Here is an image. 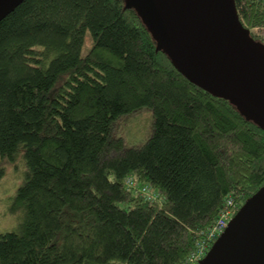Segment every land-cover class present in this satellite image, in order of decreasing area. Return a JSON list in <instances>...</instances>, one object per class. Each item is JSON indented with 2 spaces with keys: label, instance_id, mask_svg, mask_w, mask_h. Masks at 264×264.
Segmentation results:
<instances>
[{
  "label": "trees",
  "instance_id": "obj_1",
  "mask_svg": "<svg viewBox=\"0 0 264 264\" xmlns=\"http://www.w3.org/2000/svg\"><path fill=\"white\" fill-rule=\"evenodd\" d=\"M234 3L264 44V0ZM141 107L149 134L126 146L114 121ZM5 163L23 178L0 264H182L226 198L264 184V130L183 76L124 0H22L0 19Z\"/></svg>",
  "mask_w": 264,
  "mask_h": 264
},
{
  "label": "water",
  "instance_id": "obj_2",
  "mask_svg": "<svg viewBox=\"0 0 264 264\" xmlns=\"http://www.w3.org/2000/svg\"><path fill=\"white\" fill-rule=\"evenodd\" d=\"M22 0H0V19ZM175 68L228 99L264 130V44L238 18L234 0H124ZM199 264H264V184L247 197Z\"/></svg>",
  "mask_w": 264,
  "mask_h": 264
},
{
  "label": "rangeland",
  "instance_id": "obj_3",
  "mask_svg": "<svg viewBox=\"0 0 264 264\" xmlns=\"http://www.w3.org/2000/svg\"><path fill=\"white\" fill-rule=\"evenodd\" d=\"M253 32L264 37V28L253 29ZM90 45V36L89 33H86L82 52H86ZM151 116L149 107H141L119 116L114 121L112 136L121 137L126 146L141 144L149 134ZM4 165L5 170L0 176V231L11 228L15 222L13 216L7 213V198L23 178L20 168H15L10 163Z\"/></svg>",
  "mask_w": 264,
  "mask_h": 264
},
{
  "label": "built area",
  "instance_id": "obj_4",
  "mask_svg": "<svg viewBox=\"0 0 264 264\" xmlns=\"http://www.w3.org/2000/svg\"><path fill=\"white\" fill-rule=\"evenodd\" d=\"M142 190L146 191L144 188ZM235 209H237L236 204L231 198H226L218 213V217L208 229L206 237H204L203 240L198 243L196 248L188 254L182 264H199V260L206 254L212 242L226 227L229 219L233 216Z\"/></svg>",
  "mask_w": 264,
  "mask_h": 264
}]
</instances>
